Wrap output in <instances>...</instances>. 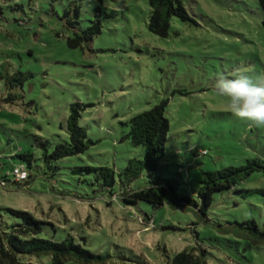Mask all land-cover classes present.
Wrapping results in <instances>:
<instances>
[{"label": "rangeland", "instance_id": "1", "mask_svg": "<svg viewBox=\"0 0 264 264\" xmlns=\"http://www.w3.org/2000/svg\"><path fill=\"white\" fill-rule=\"evenodd\" d=\"M183 2L195 23L173 17L167 38L149 31V0H103L101 16L96 0L1 4L0 66L6 63L10 73L33 77L17 91L23 98L14 105L2 102L7 89L0 80V182L13 180L15 168L28 171L19 157L28 153L36 159V177L25 187L0 186V233L18 221L9 210H18L47 223L42 238L61 242L72 236L94 254L109 255L106 264H169L178 253L193 249L206 251L208 264H264V249L220 232V226L251 220L264 229L263 172L242 184L241 189L256 191L252 194L217 193L209 224H204L194 209L125 205L99 192L91 184L94 176L81 171L112 168L118 194L128 161L142 160L145 154L144 147L127 138L126 124L164 100L170 131L157 173L178 179L183 195L198 201L201 171L264 162V127H249L233 116L212 87L218 74L231 75L236 69L264 74V15L258 0ZM76 11L81 30L97 20L103 27L83 49L67 44L74 34L67 20H74ZM74 103L84 107L79 124L92 144L84 154L60 161L53 174L45 169L44 151L35 141L50 142V150L68 142L66 122ZM147 186L144 174L130 188ZM25 262L51 264V259Z\"/></svg>", "mask_w": 264, "mask_h": 264}, {"label": "trees", "instance_id": "2", "mask_svg": "<svg viewBox=\"0 0 264 264\" xmlns=\"http://www.w3.org/2000/svg\"><path fill=\"white\" fill-rule=\"evenodd\" d=\"M11 0H0V16L3 15V7ZM97 12L99 16L104 15L102 10L103 0H96ZM264 15V0H258ZM152 14L149 19V31L160 38H167L170 30V23L173 17L179 18L183 22H192L183 0H149ZM68 15V13L66 14ZM107 18L113 16L106 14ZM67 25L74 30L73 37L67 39V44L71 49H83L91 44L94 39L102 34V23L100 20L90 22L86 30L79 28L78 12H75L73 19L67 20ZM264 27V19H263ZM10 65L0 66V80L5 82L7 95L2 102L14 105L23 98L22 93L17 92L23 89L24 84L29 81L33 74L18 71L10 73ZM168 100L162 101L149 111L140 113L131 118L126 125L130 131L127 138L135 147H144L145 154L142 160L131 159L120 174L121 190L115 192L116 174L110 167L88 166L81 169L85 174L94 176L92 185L99 186V192L109 194L113 199L120 198L125 205H137L145 202L152 206L154 210H159L168 205L173 210L189 211L194 209L199 220L204 224H209L208 211L217 193L224 191H234L237 194H252L256 191L241 189L244 181L255 173H264V162L261 160H248L240 167H227L217 171L200 172V188L197 192L198 201H194L183 195L182 183L176 178H163L158 175L161 161L165 156L168 134L170 131L169 120L165 116ZM84 107L80 103L71 104L69 116L66 122V129L69 134V141L58 144L50 150L51 143L36 139V144L44 152L42 161L45 169L51 170L53 174L59 170L58 163L66 158L77 157L84 154L92 144L88 139V134L79 124ZM205 154V153H204ZM27 166L23 170L27 177L17 181L4 179L0 182L1 187L7 188L9 184L18 187L31 185L35 180L34 162L36 161L32 153L19 156ZM144 174L148 178V186L139 190H132L130 185L140 179ZM72 197L71 195H64ZM78 199L77 196H73ZM193 211V210H192ZM10 214L18 219L7 229L0 233V264H27L26 258L50 257L51 264H106L110 259L109 255H98L88 250L83 244L76 242L75 238L68 236L61 242L53 239L42 238L41 234L47 223L36 219L32 214L24 211L9 210ZM220 232L228 235L232 233L235 237L246 239L250 245L258 249H264V229H261L256 221H245L236 223L231 228H223ZM197 245L200 246L198 234ZM169 264H208L206 251L199 254L197 249L178 253Z\"/></svg>", "mask_w": 264, "mask_h": 264}, {"label": "clouds", "instance_id": "3", "mask_svg": "<svg viewBox=\"0 0 264 264\" xmlns=\"http://www.w3.org/2000/svg\"><path fill=\"white\" fill-rule=\"evenodd\" d=\"M212 87L233 116L247 121L249 127H264V74L236 69L231 75L218 74Z\"/></svg>", "mask_w": 264, "mask_h": 264}, {"label": "built area", "instance_id": "4", "mask_svg": "<svg viewBox=\"0 0 264 264\" xmlns=\"http://www.w3.org/2000/svg\"><path fill=\"white\" fill-rule=\"evenodd\" d=\"M14 176H15V178H16L17 181L24 180L27 177L26 173L23 172V170L20 169V168H16L14 170Z\"/></svg>", "mask_w": 264, "mask_h": 264}]
</instances>
